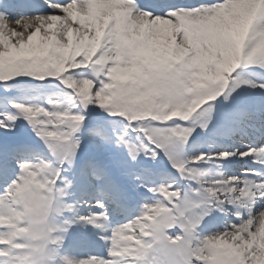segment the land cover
<instances>
[{"label": "snow or ice", "instance_id": "obj_1", "mask_svg": "<svg viewBox=\"0 0 264 264\" xmlns=\"http://www.w3.org/2000/svg\"><path fill=\"white\" fill-rule=\"evenodd\" d=\"M0 264H264V0H0Z\"/></svg>", "mask_w": 264, "mask_h": 264}]
</instances>
